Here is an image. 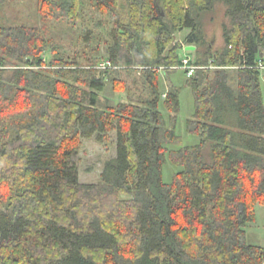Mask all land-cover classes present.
Masks as SVG:
<instances>
[{
    "label": "trees",
    "instance_id": "1",
    "mask_svg": "<svg viewBox=\"0 0 264 264\" xmlns=\"http://www.w3.org/2000/svg\"><path fill=\"white\" fill-rule=\"evenodd\" d=\"M96 2L113 27L83 79L53 60L40 27L0 15V264H264V246L247 241L264 206V0ZM217 3L229 22L214 50L201 18ZM64 10L78 17V0ZM191 53L188 130L200 141L171 152L180 170L166 183V145L181 138L159 110L160 78ZM133 66L149 98L102 106L107 74ZM163 97L177 113L179 89ZM112 130L116 155L82 183L83 138Z\"/></svg>",
    "mask_w": 264,
    "mask_h": 264
},
{
    "label": "rangeland",
    "instance_id": "2",
    "mask_svg": "<svg viewBox=\"0 0 264 264\" xmlns=\"http://www.w3.org/2000/svg\"><path fill=\"white\" fill-rule=\"evenodd\" d=\"M97 0H78V17H71L65 9L73 0H0L1 21L10 25H23L40 27L44 33L53 60L64 58L73 65L66 68L75 70L71 79L85 77L83 69H89L91 64L104 57L109 43V30L113 27L114 17L109 13H102L97 8ZM126 5L121 2L120 7ZM121 11V10H120ZM80 13V15H79ZM229 22L226 16V6L217 3L213 11L205 13L201 18L205 38L212 43L214 50L224 45L223 27ZM90 31V32H89ZM189 30L176 33L175 41H184ZM186 51H181L186 56ZM191 53L190 58L194 59ZM16 61L10 65H16ZM75 62V63H74ZM104 64V63H103ZM55 70L59 67L49 66ZM142 68V67H140ZM106 89L100 94L102 106L105 103L115 108L120 102H140L149 98V89L142 72L129 67L111 72L105 77ZM188 76L184 68L179 67L168 76L160 78V105L167 127H173V117H176L175 131L181 138L179 144H167L166 163L163 169V179L166 183L173 181L175 173L180 167L170 160L173 150L184 146L196 145L200 136L188 130V121L194 119L195 95L188 85ZM72 82V81H71ZM174 85L179 89L180 109L172 113L165 104L163 94ZM261 90L264 100V69H262ZM28 103H31L28 98ZM117 132L110 131L103 142L96 139L83 138L80 149V181L84 184H95L100 180L104 164L113 158L116 153ZM247 241L251 244L264 246V206H256V220L247 227Z\"/></svg>",
    "mask_w": 264,
    "mask_h": 264
},
{
    "label": "built area",
    "instance_id": "3",
    "mask_svg": "<svg viewBox=\"0 0 264 264\" xmlns=\"http://www.w3.org/2000/svg\"><path fill=\"white\" fill-rule=\"evenodd\" d=\"M182 68L187 70L188 76L193 75L194 70H195V66L191 64V58L190 57H184L183 58Z\"/></svg>",
    "mask_w": 264,
    "mask_h": 264
},
{
    "label": "water",
    "instance_id": "4",
    "mask_svg": "<svg viewBox=\"0 0 264 264\" xmlns=\"http://www.w3.org/2000/svg\"><path fill=\"white\" fill-rule=\"evenodd\" d=\"M195 46L194 45H187L186 47H185V50H187V51H193V50H195Z\"/></svg>",
    "mask_w": 264,
    "mask_h": 264
}]
</instances>
